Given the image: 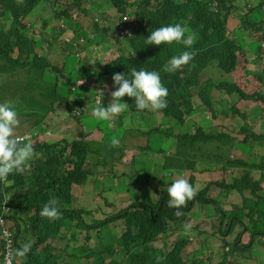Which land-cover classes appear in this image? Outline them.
<instances>
[{"label":"trees","instance_id":"obj_1","mask_svg":"<svg viewBox=\"0 0 264 264\" xmlns=\"http://www.w3.org/2000/svg\"><path fill=\"white\" fill-rule=\"evenodd\" d=\"M40 1L24 0L23 4H18L16 0H0V75H5L7 78L10 75L8 72L13 70L21 74L28 82V87H25V92L28 94L24 98L26 106L19 107V103H16L17 112L33 118L34 126L40 127V121L54 109L57 101L66 103L69 112L74 107H84L82 101L76 98L70 101L69 96H78L80 89L89 91L92 89L91 86H94V89L102 88L103 73H109L112 79L115 73H124L131 78L133 67L137 70L157 71L163 85L168 89L167 107L156 111L137 110L134 98L123 97L122 100L126 101L129 107L118 117V127L115 129L118 137L123 136L122 141L127 143L126 148L134 138H145L144 144L135 145L139 151L137 156L141 152H145L146 155L152 153V162L145 163L144 159L143 165L148 166L154 174L153 178L159 174L160 170L164 171L166 182H173L171 178L176 174L183 170H190L188 181L194 185L196 177L193 172L198 169L212 173L213 169L220 168L222 170L220 172L224 173L228 167H240L241 176L226 182L223 174H220L219 179L211 180L199 189L197 198L201 202L216 204L214 198L207 196L209 185L215 184L224 193H227V189L231 191L236 189L244 203H236L235 208L230 212V221L226 223V226L240 224L239 228L241 227L242 230L236 235L233 243L226 246V241L223 240L222 260L214 263L206 262V260L196 261L193 257L189 261L186 256H183V249L188 240H177L164 253L160 249L162 242L157 239L165 234L169 220L184 221L186 219V211L190 208V203L181 209L184 215L177 217L174 214L176 210L167 207V190H157L161 195L160 199L144 208H140L137 205L139 200H135L120 209V200L112 202L114 198L109 196L107 198L112 202L111 213L106 218L100 214L95 222L86 223L81 217L83 209L69 207L68 204L70 205L73 200V183L83 185L88 178L90 172L88 166L91 163L87 162L85 167V162L93 152L92 143L98 141L81 138L73 139L68 143L63 139V149L71 145L70 152L64 159L61 154L58 155L52 150L57 146V141H37L33 143L37 155L30 161V169L22 174H11L8 177L9 180L14 181L11 185L0 182V212L2 211L1 203L6 194L10 193L11 196L8 201L10 213L7 217L18 229L15 249L33 242L31 251L23 257L25 258L23 264H226L227 254L230 255V259L232 252L239 248L238 238L242 231H249L251 239L255 236L263 237V242L264 194H260V183L264 180V154L234 155L233 149L238 145L239 140H243L245 147L249 149L246 152L250 151L251 142L264 145V131L256 133L248 123L241 127L237 135H230L228 131L208 129L203 124L194 126L193 132L178 130L186 114L194 111L195 103L215 111L214 100L220 99L211 96V90L214 88L225 91L228 95L235 93L244 99H255L261 104L264 102V62L262 64L264 51L261 40L251 36L247 39V44L250 45L249 51L254 53V57L250 58L247 56L249 51H246V48L228 34L230 30L227 22L228 10L234 0H217L215 6L212 5L213 0H139L137 6L131 3L134 0H107L97 6L99 7L97 11L96 6L91 5L100 0H87L88 5L91 6L90 9L83 3L86 0H46L51 9L43 14L45 17L41 20L43 29L38 32V40H46L47 35L58 33L60 26L65 25L63 20L68 25H74L76 31L71 29L73 37L69 41L63 38L60 40L63 51L61 57L64 56V58L59 68L57 64H51L46 56H37L33 53L36 32L28 27L25 18L29 17L31 10ZM259 2V8L264 7V0ZM107 4H111L116 9L114 15L112 14L113 27H102L104 19L99 23L94 21L104 14L110 16V13L102 10ZM76 7L81 14L92 15L90 29H83L84 19L80 15L76 18L78 21L72 17L71 11ZM222 8L225 9L224 12ZM253 8H249V21L244 22L245 15L240 20V23H246L250 25V28H256V23L259 24L256 18L251 19L255 14ZM30 18L31 23L33 17ZM108 19L110 20L109 17ZM176 23H180L196 34V42L193 45L189 47L177 42L160 46L146 44L145 39L153 30ZM118 26L125 29L131 28L127 37V46L118 47V55L111 59L104 67V71L95 69L89 64H78L79 60L75 54L77 50L72 43L79 42V38H83L87 45L92 41H109L113 34L109 35L108 32L111 28L115 29ZM100 32L103 35L98 38L97 35ZM114 34L119 39L118 32L115 31ZM78 47L81 45L78 44ZM82 50H86V47ZM184 51H195L193 60L176 72H165L164 65L167 61ZM134 52H136L135 56H133ZM6 56L8 63H15L18 66L9 67L4 62ZM34 58L35 62H33ZM212 62L220 72L228 75L226 79L211 78L205 73L206 67ZM249 64H253L255 68H261V73L252 80L245 78L247 72L242 71ZM31 65L36 68L30 67ZM46 68H56L59 73L53 78L43 75ZM77 78H86V80L79 87H75ZM61 86L65 87L64 92L60 90ZM112 89L116 90L115 87ZM34 90L44 97L42 101L37 100ZM104 93L102 103L107 106L108 95L106 91ZM220 110L227 114L240 113L247 118L236 108H227L224 105ZM128 111L138 114L150 111V116L151 113H161L160 117L165 123L170 121L173 123L167 129L171 131L168 132L164 127L156 129L152 127L151 130H139L136 136L130 139L134 129H131V115H124ZM124 125L130 128L124 129ZM174 126L176 129L172 132ZM160 129L167 131L161 140L159 134L155 132H161ZM163 144L166 145L165 148L161 146ZM167 146L172 150L169 151ZM105 148L114 150L117 147H112L107 142ZM158 154H163V159ZM137 156H132L134 161L137 160ZM250 170L260 172L258 180L253 179L249 174ZM33 177L34 180H32ZM246 191L250 193V196L244 197ZM53 197L60 201L61 217L50 221L48 218L41 217L40 211L43 205ZM113 217L115 220L121 219V222L122 219L124 220L126 229L123 233L118 234L110 227ZM245 217L249 219L246 224ZM24 222L27 223L22 227ZM77 228L86 232L94 228L95 233H85L76 230ZM83 233L85 234L82 239L80 235ZM91 237L95 239L94 242H88ZM78 239L81 241L78 242ZM75 242L79 244H74ZM250 244L251 242L242 246L251 248ZM194 250L197 252V248ZM0 259H2L1 250Z\"/></svg>","mask_w":264,"mask_h":264},{"label":"rangeland","instance_id":"obj_2","mask_svg":"<svg viewBox=\"0 0 264 264\" xmlns=\"http://www.w3.org/2000/svg\"><path fill=\"white\" fill-rule=\"evenodd\" d=\"M103 1L107 2V0H100L99 2L97 1L91 6H96L95 10L97 11L99 9V7L97 6ZM83 3L87 4V8H91V6L88 5L87 0ZM131 3H135V6H137L139 0H134ZM259 3V0H235L228 10L229 17H227V22L228 28L230 29L228 34L235 41L246 48V51H249L250 45L247 44V39L250 36L254 39L261 40V47L264 51V22H262V19L264 18V7L262 6L261 8H259ZM47 4L48 1L41 0L31 10L29 17H33V22L30 23L31 18H25V21H27V25H29L28 27L33 32H36L34 34L35 39H38V32L43 29L41 23L43 22L41 20L45 18L43 14L46 10L51 9ZM212 4H215V2H212ZM250 7H254L253 11L255 13L251 19L253 20L256 18V21L259 23H256V28H250V25L246 23H240V20L244 15V22L248 20ZM102 10L110 13V16L104 14L94 21L99 23L102 19H104L102 27H113V15L114 12H116V9L111 6V4H107V6L102 8ZM224 10L225 9L222 8L223 12ZM71 15L75 19L78 18L79 15L80 17H82V19H84L82 24L83 29H90V27L92 26V15L90 16L88 13L81 14L78 11L71 12ZM108 17L110 18V20L108 19ZM75 21L78 20L76 19ZM63 22L66 26L75 31L74 25H68L65 20H63ZM62 31L63 30H60L58 33L53 35H47L46 40L35 41L34 43V52L46 56V59H48L51 64H57L58 68L59 66H61V60L64 58V56L61 57V54H63L60 43ZM110 31L108 32L109 35H113L110 36L109 41H101L100 44H96L99 42L92 41V44L88 46L86 50L79 51L78 49V51L75 52L76 56L78 57L77 60H79V65H81L82 63L89 64L95 67V69H99L100 71H102L104 67L111 61V59L118 55V47L125 48L127 46V37L131 32V28H122V34L118 32L116 28H111ZM115 31L118 32L120 36L119 39L116 38L114 34ZM102 35L103 33L100 32L97 36L98 38H100L102 37ZM86 44L87 43H84L85 47ZM247 56L252 58L254 57V53L249 51ZM4 62L7 63L11 68L18 66L15 63H8L7 56L4 58ZM33 62H35V58L33 59ZM263 62L264 57L262 58V64ZM214 65L215 64L213 62L210 63L206 67L205 73L211 78L226 79L228 75L220 72L217 69L216 65V68L214 67ZM30 67L35 66L31 65ZM242 71L247 72V76L245 78H247L248 80H252L253 77L258 76L261 73V68H255L253 64H249L247 67H244ZM8 73L10 74L7 77V83L10 85V96L6 100L7 102H10V104L14 108L18 106L25 107L26 101L24 98H26V95L28 94L25 92V87H28V82L21 76V74L15 73L13 70L9 71ZM58 73L59 72L56 68H46L43 71V75L50 76L51 78H53ZM22 75H24V73H22ZM91 78L93 79L94 77ZM101 78L103 85H107V88L104 89V91L107 92V102L109 103L111 101L110 92L113 91L112 88H114L113 81L110 78L109 73H103ZM81 80L84 81L86 80V78H79L75 87H79L81 85ZM5 81V75H0V82ZM4 87H7V85L5 84ZM91 87L92 89L89 91L80 89V94L78 96H69L70 101H72L73 98H76V100L78 99L79 101L83 102L84 107L80 108L79 112L82 111L80 115H78L79 112H77L76 115L73 113L69 114V109L66 103L57 101L54 104V109L52 111H49V113L44 116L39 123L40 127L45 130H41L39 126L35 127V121L33 120V118L26 115L23 116L20 112H18L20 127L17 129V135L27 136L29 138H31V135H34V137L31 138V141H55L66 139L69 143L74 138L81 139L83 137L89 141H98L92 143L95 149V154L93 149L91 156L85 162V167L87 166V162L91 163L90 166H88L90 169L88 178L82 186L76 187L74 189L73 200L70 202V205L68 204L69 207L83 209L81 217L82 220L86 223L95 222L96 218L100 214L109 215L111 213L110 211L112 210L111 204L115 200H120L119 206L121 209L133 203L135 199L138 200L139 193L142 192H144V194L142 193V195H144L147 200L155 199L156 189L167 190L172 183L165 181L166 173L164 171L160 170L159 174L153 178L154 174H152L148 166L143 165L144 159L145 163L152 162V153H147L146 155L145 152L140 151L141 153L139 154V156H137L139 151H137L135 145L144 144L145 138H134L129 143V147L125 150V156L122 157L121 161L120 158H117V155L118 157H121L119 153L111 156L102 152V149L105 148V144L107 142L111 144L113 138H118L120 147L123 136L118 137L117 131L115 130L118 127L119 116L115 119L114 122H109L97 120L91 115L93 108L97 106V93L95 92L96 89H94V86ZM60 90L64 92L65 87L61 86ZM34 92L35 95H37V100L42 101V98L44 97H41L37 90H34ZM211 96L217 97L222 101L221 102L218 99L214 100V105L215 107H217V113L219 115L214 118L211 115V111L209 110V108H205L195 103L194 105L196 106L197 111L192 114H186L184 121L179 124L178 130L180 132H193L194 126L203 124L208 129L228 131L230 135H237L239 134V130L241 129V127L246 126L247 123L252 129L257 132L264 131V102L261 104V102L258 100L242 99L238 94L235 93L228 95L225 91H221L216 88L211 90ZM3 102L6 101H0V103ZM122 102L126 103V101L124 100H122ZM16 103H19V105L17 106ZM224 105L227 108L239 109V111L242 112L243 115L247 118H244L240 113L227 114L226 112L221 111L220 109ZM258 108L259 110L256 111V109ZM149 112L150 111L138 114L136 112L133 113L128 111L127 114H124L127 116L131 115V129H134V134L130 137V139L135 137L139 130H151V128L154 126L155 114L151 113L150 116ZM212 118L213 120H211ZM168 124L170 127V125H172L173 123H171L170 121L168 122ZM167 126L168 125L165 124L162 127L166 128ZM124 127V129L130 128V126L128 125H124ZM174 129H176L175 126L173 127L172 132L174 131ZM160 130L163 136L167 131H171V129L167 131L165 129ZM250 144L251 149L249 152H246L249 149L245 147L246 145L244 144L243 140H239L238 145L233 149V154L241 156H245L250 153H253V155L264 154L263 143L251 142ZM70 146L71 145L67 146L68 151H70ZM161 146L165 148L166 145L163 144ZM167 148L169 149L170 147L167 146ZM116 149H114L113 152H115ZM170 150L172 149H169V151ZM130 156H137V160L134 161V159L132 157L130 158ZM158 156L163 159V154H158ZM220 171H222L220 168L213 169L212 173H209L205 170L200 171V169L194 171L193 174L196 177L195 182L197 186L199 188L204 187L211 180L219 179L220 174H223V178L226 182H230L236 176L242 175L239 167H228L226 171H224V173H221ZM190 173V170H183L171 179H173V181L177 178H184L189 180L188 176H190ZM249 174H251L253 179H259L260 172L249 171ZM261 183L263 192L261 191L260 194H264V181ZM227 192L229 196L226 194V192L224 193L223 191H220V188L217 185L210 184L208 188V195H211L218 199L216 201V204L213 205L210 203L195 201V203H193L192 209L190 210L191 218L194 220L191 222L193 224V228L191 229V231L189 233H185V222L181 223L179 227H177L176 224L170 225L167 234H164L157 239L161 240L162 242V247L160 248L161 251L166 253L177 240L185 238L189 242L183 249V256H186L189 261H191L194 257L193 259H195L196 261L206 260V262L212 261L214 263H219L224 257V254H222L224 252L223 240L226 241V246L227 244L229 245L230 243H233L236 235L242 230L241 227L239 228L240 224H233L232 227H225V225L223 226V231L227 230V232H219L220 225L222 224L221 221L225 222L227 217L230 216L231 210L235 208V202H241L242 200V198H240L239 196L240 194L236 189H234L233 191L227 189ZM244 195L250 196V193L246 191L244 192ZM109 196H112L114 198L112 202H110L111 200L107 198ZM218 209H220L221 211H219ZM199 220H203V222H200ZM248 220L249 219L247 217L244 218L245 223H247ZM196 221L199 222L195 224ZM26 223L27 222H24L22 224V227H24ZM110 227L113 228V230H115L118 234L123 233L126 229L124 227V222H121L120 220L112 221L110 223ZM76 230H81L89 234L95 233L94 228H91L87 232L79 228H77ZM199 231H203L207 233V235L203 238L199 237ZM11 233L13 234L14 231L11 230ZM85 233L80 235L82 239L84 238ZM210 235L212 236L210 237ZM262 238L263 237L257 238V236H255L251 239L249 232L242 231L238 238L237 246H239V248L232 252L230 259V255L227 254L228 257L226 259V264H264V241L262 242ZM77 241L79 242L81 241V239H78ZM94 241L95 239L92 237L88 240V242ZM78 242H75L74 244H79ZM249 242H251V248L247 246V248H245L242 246ZM260 242L262 243L259 244ZM195 248H197V252H195ZM207 256H209V258ZM15 262L17 264H23L25 262V258L15 256Z\"/></svg>","mask_w":264,"mask_h":264},{"label":"clouds","instance_id":"obj_3","mask_svg":"<svg viewBox=\"0 0 264 264\" xmlns=\"http://www.w3.org/2000/svg\"><path fill=\"white\" fill-rule=\"evenodd\" d=\"M234 1H232V3ZM16 2L18 4H23L24 0H16ZM212 2H215V4H212L213 6L217 4V0H213ZM232 3H231V6H232ZM76 9H78V12H79V8L76 7ZM121 29L122 27L120 26L116 28V30L120 33H121ZM60 30H63L61 38H63L66 41H69V39L72 38L73 31H71L70 27L62 24L60 28L58 29V32ZM38 39H35V41H40ZM83 42H84V39L79 38V42L75 41L74 43H72V46H74L75 50L78 51L79 49V51H82V49L85 47ZM145 42L147 45H156V46L177 42V43H183L190 47L196 42V34L194 32H191L187 27L182 26L180 23L169 24L167 26H162V27H159L153 30L151 34L145 39ZM78 44H80L81 47H78ZM91 44L92 42L89 43L88 45L86 44V49ZM96 44H100V42ZM33 53L37 54L34 52V47H33ZM38 55H41V54H37V56ZM135 55H136V52L133 53V56ZM195 55H196L195 51H191V52L184 51L182 54L178 56H173L164 65V71L167 73H173V72L180 70L183 66L187 65L190 61H192ZM78 79L79 78H77V80ZM112 81H113V86L115 87L116 90L110 92L111 101L107 104V106H104L102 103V99L105 94L104 89L107 88V85H103L102 88H97L95 91L97 93V101H96L97 106L93 108L91 115L97 120L114 122L115 119L120 114L127 111L129 105L125 102H122V98L125 96L134 98L137 110L156 111V110L165 109L167 107V97L169 94L168 89L163 85L160 74L157 71H147L144 69L137 70L135 67H133L131 70V78H129L128 75L124 73H115L112 76ZM83 83L84 81L81 80L80 84H83ZM5 84L7 85V87H4ZM1 96H3V98H0V101H6V102L0 103V182H3L6 185H11L12 183H14V181L8 179V177L11 174H22L26 170L30 169L31 167L30 161H32L33 158L37 155V153L35 152V148H34V144L37 141H31V138L34 137L33 135H31V138L27 136L17 135V129L20 127V119H19L18 112L6 100L10 96V85L7 83V78L5 82H0V97ZM196 104L199 105V103H196ZM193 107H194V111L192 113H195L197 109L195 105H193ZM80 108L81 107L79 106L72 108L69 114L73 113L76 115V113L79 112ZM216 109L217 107L215 108V111H211L209 109L211 111V115L214 118L217 117L216 114H218L217 113L218 109L217 110ZM81 113L82 111H80L78 115H80ZM160 116H162L161 113L159 114L157 112L155 113V117H154L155 122H154L153 128L154 129L160 128L163 125L167 124L168 126L166 128L168 129L169 124L165 123L162 120L163 118ZM211 120H213V118ZM90 130H94V129H90ZM155 132L159 134V139L161 140V138H163V134L159 131H155ZM255 132L257 133V131ZM61 140H55L58 142V144L52 150H54L55 153H57L58 155L61 154L62 158L64 159L70 151H68L67 148L63 149V146H64L63 139ZM65 141L68 142L66 139ZM51 142H54V141H51ZM119 143L120 142L118 138H113L111 141V146L119 147ZM126 144H127L126 142L121 141V146L117 148L115 152H113V150L106 149V148L102 149V152L108 155H111V156H114L116 155V153H119L121 157H118L117 155V158H120V161H121L122 157L125 156L124 152L127 149ZM94 154H95V149H94ZM37 157L41 158L43 156H37ZM131 157L132 156H130V158ZM34 179L35 178L33 177L32 180ZM263 181L264 180H261V182ZM73 184L74 185L72 188V194H74V189L76 187L82 186L80 184L78 185L75 183ZM261 185L262 183H260V192L261 191L263 192ZM199 189L200 188L197 186L196 182H194V185H192L187 179H184V178H177L171 183V185L167 189V196H168L167 207L175 209L176 211L174 214L177 217H181L184 215L181 209L187 207L188 203H190L189 204L190 208L186 211V219L184 221L169 220L167 222L168 229L170 228V225L176 224L177 227H179L181 223L185 222V225H184L185 233H189L191 231V229L193 228V224L191 222L194 220L191 218L190 210L192 209L193 203H195V201L201 202L197 198ZM157 190L163 191L164 189H156L155 190L156 198L150 199V200H147L146 197L142 195V193L144 194V192L139 193V199H138L139 202L137 205L140 208H144L147 205L156 203L161 197V195L158 192H156ZM220 191H222L221 188H220ZM226 194L229 196L228 192ZM207 196L214 198L216 201L218 200L217 198L211 195H208V193H207ZM10 198H11L10 193H7L5 199L1 203L2 211L0 212V250L2 254V259H0V264H4V262L5 264H17L15 262V256L17 257L26 256L31 251L32 243H33V242H29V243L22 245V247H20L19 249H15V244H16V239H17L16 233L18 229L16 225L12 222V220L7 217V215L10 213V207L8 205V201ZM242 202L244 203L243 199L241 200V202H237V203H242ZM202 203H209V202H202ZM210 204H213V203H210ZM235 205H236V202H235ZM73 208H76V207H73ZM218 210L221 211L220 209ZM82 212L83 210L81 211V213ZM40 216L48 218L50 221L60 219L61 217L60 201L55 197L49 199L43 205L40 211ZM101 216L103 218H106L108 215L101 214ZM114 220L115 218L113 217L110 223ZM118 220H121V219H118ZM122 221L124 222L123 219ZM228 221H230V216L227 217L225 222L221 221L222 224L220 225V228H219L220 233H222L223 226L225 225L226 227L227 225L226 223ZM195 224H197V222ZM124 227H125V222H124ZM168 229L166 230L165 234H167ZM11 230L14 231L13 234L11 233ZM246 232H249V231L246 230ZM198 234H199V237H202V238L207 235V233L203 231H199ZM211 236L212 235H210V237ZM182 239H185V238H182ZM6 254L8 255L5 259Z\"/></svg>","mask_w":264,"mask_h":264},{"label":"crops","instance_id":"obj_4","mask_svg":"<svg viewBox=\"0 0 264 264\" xmlns=\"http://www.w3.org/2000/svg\"><path fill=\"white\" fill-rule=\"evenodd\" d=\"M74 11H78V9L74 8V9H72L71 12H74ZM199 221H200V222H203V220H199ZM199 221H196V222H199Z\"/></svg>","mask_w":264,"mask_h":264},{"label":"built area","instance_id":"obj_5","mask_svg":"<svg viewBox=\"0 0 264 264\" xmlns=\"http://www.w3.org/2000/svg\"><path fill=\"white\" fill-rule=\"evenodd\" d=\"M7 255H8V254L5 255V259H6ZM4 264H5V262H4Z\"/></svg>","mask_w":264,"mask_h":264}]
</instances>
